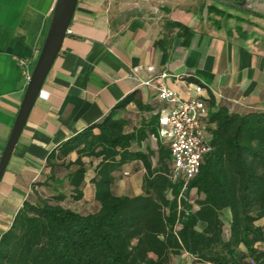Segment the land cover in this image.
I'll return each mask as SVG.
<instances>
[{"label":"crops","instance_id":"0c3cea01","mask_svg":"<svg viewBox=\"0 0 264 264\" xmlns=\"http://www.w3.org/2000/svg\"><path fill=\"white\" fill-rule=\"evenodd\" d=\"M55 1L0 0V155L28 81L18 59H25L31 72ZM261 1L236 7L217 0H77L0 179V233L33 190L48 196L61 193L59 202L78 213L98 208L92 182L98 159L82 157L79 198L73 197L67 179L74 167L66 168L76 153L56 158L53 169L46 159L128 95L133 99L121 115L125 131L141 128L143 121L157 130L139 142L130 141L128 151L150 152L152 165L159 145L167 147L159 123L151 124L167 106L157 98L159 86L187 99L197 97L194 85H201L208 110L220 107L238 115L264 111ZM145 174L141 159L125 162L113 172V193L140 194ZM189 195L197 197L194 188ZM223 215L229 218L227 210ZM260 220L255 223L262 224Z\"/></svg>","mask_w":264,"mask_h":264},{"label":"trees","instance_id":"16d2710c","mask_svg":"<svg viewBox=\"0 0 264 264\" xmlns=\"http://www.w3.org/2000/svg\"><path fill=\"white\" fill-rule=\"evenodd\" d=\"M132 99L126 96L46 159L53 169L56 158L76 153L66 163L74 167L67 177L74 198L82 195V157L98 159L92 179L98 208L78 213L59 202L61 193L33 190L0 233V264H171L183 253L199 263L264 264L258 246L264 243V222L255 223L264 219V111L238 115L211 107V150L182 190V180L170 177L168 147L159 145L154 165L150 152L128 151L130 141L157 134L149 121L125 131L121 115ZM135 158L145 166L142 192L115 195L113 172ZM223 210L229 212L226 220Z\"/></svg>","mask_w":264,"mask_h":264},{"label":"built area","instance_id":"2783aa9c","mask_svg":"<svg viewBox=\"0 0 264 264\" xmlns=\"http://www.w3.org/2000/svg\"><path fill=\"white\" fill-rule=\"evenodd\" d=\"M23 65V74L30 76L26 69V60L18 59ZM197 97L182 98L174 90L159 86L157 98L167 106L160 110L159 136L166 142L170 153V177L182 180V190L200 170L203 157L211 150L206 120L208 108L204 89L201 85H194Z\"/></svg>","mask_w":264,"mask_h":264},{"label":"water","instance_id":"95a60500","mask_svg":"<svg viewBox=\"0 0 264 264\" xmlns=\"http://www.w3.org/2000/svg\"><path fill=\"white\" fill-rule=\"evenodd\" d=\"M236 7H246L249 0H217ZM77 0H56L46 36L28 78L20 105L14 117L8 138L0 155V179L13 147L26 122L29 111L39 96L43 81L55 59L66 34Z\"/></svg>","mask_w":264,"mask_h":264},{"label":"rangeland","instance_id":"374dc122","mask_svg":"<svg viewBox=\"0 0 264 264\" xmlns=\"http://www.w3.org/2000/svg\"><path fill=\"white\" fill-rule=\"evenodd\" d=\"M134 1H136L139 4L146 0H134ZM147 1H153V0H147ZM261 2H262L261 4L263 5L262 9L264 10V0H262ZM261 222L263 223L264 219L260 220V223ZM223 233H224V236L227 234V224L226 223H224L223 225ZM258 246L264 249V243H260ZM193 263L194 261H192L190 257L188 256H176V257H173L171 261V264H193Z\"/></svg>","mask_w":264,"mask_h":264}]
</instances>
